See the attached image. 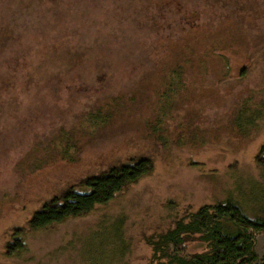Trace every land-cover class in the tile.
Segmentation results:
<instances>
[{
	"label": "rangeland",
	"instance_id": "1",
	"mask_svg": "<svg viewBox=\"0 0 264 264\" xmlns=\"http://www.w3.org/2000/svg\"><path fill=\"white\" fill-rule=\"evenodd\" d=\"M263 145L264 0H0V264H157L146 237L204 204L264 211ZM144 156L153 170L109 203L29 227Z\"/></svg>",
	"mask_w": 264,
	"mask_h": 264
},
{
	"label": "trees",
	"instance_id": "2",
	"mask_svg": "<svg viewBox=\"0 0 264 264\" xmlns=\"http://www.w3.org/2000/svg\"><path fill=\"white\" fill-rule=\"evenodd\" d=\"M178 77L173 75V84ZM103 114L102 109L99 113L90 112L88 119L103 125L109 116ZM256 160L264 173V145ZM153 168V160L144 156L93 174L80 186H71L46 201L29 220V227L44 229L89 214ZM17 233L10 247L23 251L26 244L21 228H17ZM257 233H264V211L252 217L236 200L226 199L204 204L176 218L171 227L146 237V242L152 247L157 264H264V256L257 251ZM195 239L206 244L204 251L188 252L187 244Z\"/></svg>",
	"mask_w": 264,
	"mask_h": 264
}]
</instances>
